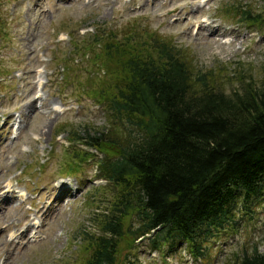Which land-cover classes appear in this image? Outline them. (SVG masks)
Instances as JSON below:
<instances>
[{
	"label": "trees",
	"instance_id": "trees-1",
	"mask_svg": "<svg viewBox=\"0 0 264 264\" xmlns=\"http://www.w3.org/2000/svg\"><path fill=\"white\" fill-rule=\"evenodd\" d=\"M234 5L235 20L264 33V10ZM129 27L120 40L103 26L79 51L103 73L82 89L103 108L106 125L74 132L88 150L67 156L81 165L96 158L89 150L99 152L97 176L111 193L90 214L96 231L76 237L83 264H136L130 257L138 255L128 257L121 245L132 251L142 240L171 255L186 244L206 262L210 240L237 231L239 214L251 217L264 204V77L231 64L200 68L171 39ZM248 249L223 264H264L258 246Z\"/></svg>",
	"mask_w": 264,
	"mask_h": 264
},
{
	"label": "rangeland",
	"instance_id": "rangeland-1",
	"mask_svg": "<svg viewBox=\"0 0 264 264\" xmlns=\"http://www.w3.org/2000/svg\"><path fill=\"white\" fill-rule=\"evenodd\" d=\"M234 2H254L258 12L264 10L263 0H0V191L12 184L16 192L13 200L0 195V264H83L86 254L76 237L96 231L90 214L111 194L109 184L98 179L95 162L82 164L71 180L62 179L74 161L67 154L79 152L73 133L106 125L103 108L82 89L103 75L90 65V54L79 52L84 40L103 26L120 40L128 26L157 32L200 68L231 64L259 81L264 33L233 18ZM90 85L94 93L97 80ZM40 99L46 100L44 107ZM62 185L69 190L60 195ZM103 186L108 190L94 201L88 198ZM19 192L26 194L23 205ZM239 216L237 231L210 240L206 262L194 260L186 244L172 255L168 248L155 253L146 240L137 244L139 250L121 247L128 257L138 255L130 257L136 264H223L252 246L264 255V204L251 217ZM36 222L38 239L29 238L32 227L24 239L9 240V232H25Z\"/></svg>",
	"mask_w": 264,
	"mask_h": 264
},
{
	"label": "bare ground",
	"instance_id": "bare-ground-1",
	"mask_svg": "<svg viewBox=\"0 0 264 264\" xmlns=\"http://www.w3.org/2000/svg\"><path fill=\"white\" fill-rule=\"evenodd\" d=\"M19 237V235H17V238Z\"/></svg>",
	"mask_w": 264,
	"mask_h": 264
}]
</instances>
